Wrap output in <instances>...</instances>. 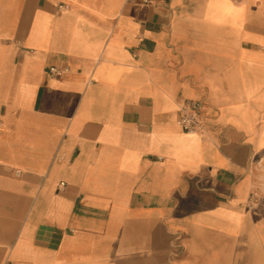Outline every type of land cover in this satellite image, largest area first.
Instances as JSON below:
<instances>
[{
  "label": "crops",
  "instance_id": "obj_1",
  "mask_svg": "<svg viewBox=\"0 0 264 264\" xmlns=\"http://www.w3.org/2000/svg\"><path fill=\"white\" fill-rule=\"evenodd\" d=\"M0 264H264V0H0Z\"/></svg>",
  "mask_w": 264,
  "mask_h": 264
},
{
  "label": "built area",
  "instance_id": "obj_2",
  "mask_svg": "<svg viewBox=\"0 0 264 264\" xmlns=\"http://www.w3.org/2000/svg\"><path fill=\"white\" fill-rule=\"evenodd\" d=\"M52 72L58 73L56 68L51 69ZM178 123L186 132H200L205 127V112L201 101L185 100L179 107Z\"/></svg>",
  "mask_w": 264,
  "mask_h": 264
}]
</instances>
